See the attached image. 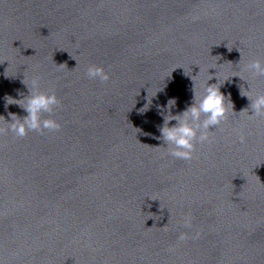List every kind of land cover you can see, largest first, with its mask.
<instances>
[{
	"label": "water",
	"instance_id": "1",
	"mask_svg": "<svg viewBox=\"0 0 264 264\" xmlns=\"http://www.w3.org/2000/svg\"><path fill=\"white\" fill-rule=\"evenodd\" d=\"M254 60L264 0H0V116L27 115L6 97L36 78L61 125L0 135V264H264V117L240 94L264 93ZM209 74L228 118L172 157L160 113Z\"/></svg>",
	"mask_w": 264,
	"mask_h": 264
},
{
	"label": "clouds",
	"instance_id": "2",
	"mask_svg": "<svg viewBox=\"0 0 264 264\" xmlns=\"http://www.w3.org/2000/svg\"><path fill=\"white\" fill-rule=\"evenodd\" d=\"M231 50L232 49H229V51ZM244 70L251 72L253 75L264 76V63L259 60H254L245 65ZM86 75L88 78L94 80L98 79L100 82H107L110 79L109 74L102 67L95 65L87 68ZM211 79H213V76L209 74L204 91L199 96L195 91L194 85L193 102L183 112L176 115L170 113L164 115L163 112L160 113L163 116V125L159 127L161 135L153 138L162 140L163 143L167 145L168 154L172 157L191 160L193 158V152L195 151L194 142L197 140L200 143L208 141L209 129L218 126L222 121L228 118V107L225 103L226 97L220 91V86H217L219 82L216 84H208V81ZM22 83H24V81H22ZM26 86L29 89V95L24 96L22 99L6 97L5 107L7 108L9 105H18L27 115L21 118L9 112L8 115L11 122L5 120L4 116H0V119L7 122V128H0V135L11 131L16 137L23 138L29 131L42 133L44 130L58 131L61 128L60 123L56 119H42V114L53 113L54 109L60 105V101L56 94L54 92L49 94L39 91V81L36 78L32 80L31 88H29L28 85ZM240 94L247 97L250 101L249 108L252 112L250 116L264 117V93L253 95L251 91L245 93L241 90ZM227 102L231 105V110L234 112V106L231 100L228 99ZM175 104V99H169L167 107L170 109ZM245 110L249 109L246 108L242 111ZM143 111L144 109H141V112ZM173 120L176 121V124L169 126L170 122ZM240 142H245L244 136H240ZM190 225L191 219L190 217H186L185 226ZM198 235L197 233V236ZM187 238L188 236L186 233H181L178 239L183 241Z\"/></svg>",
	"mask_w": 264,
	"mask_h": 264
}]
</instances>
